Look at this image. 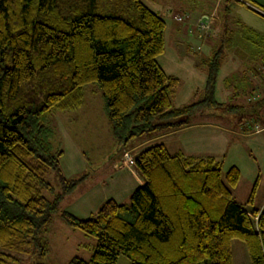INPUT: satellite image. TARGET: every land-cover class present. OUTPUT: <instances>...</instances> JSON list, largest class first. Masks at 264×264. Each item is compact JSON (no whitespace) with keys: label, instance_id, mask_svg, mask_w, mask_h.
Returning a JSON list of instances; mask_svg holds the SVG:
<instances>
[{"label":"trees","instance_id":"1","mask_svg":"<svg viewBox=\"0 0 264 264\" xmlns=\"http://www.w3.org/2000/svg\"><path fill=\"white\" fill-rule=\"evenodd\" d=\"M250 4L223 1L221 37L200 60L202 96L175 106L180 79L157 60L166 21L144 0H0V264L46 254L54 213L95 239L88 259L73 256L69 264H116L120 255L131 264H233L234 238L250 264H264V203L250 211L234 199L241 177L236 165L223 172L214 156L170 152L161 141L129 149L211 116L233 122L229 128L239 132L264 129V61L226 78L227 100L215 95L233 44L232 6L264 18ZM90 83L101 92L118 157L129 151L144 183L128 200L109 198L79 217L60 204L89 172L64 175L55 113L80 108Z\"/></svg>","mask_w":264,"mask_h":264},{"label":"rangeland","instance_id":"2","mask_svg":"<svg viewBox=\"0 0 264 264\" xmlns=\"http://www.w3.org/2000/svg\"><path fill=\"white\" fill-rule=\"evenodd\" d=\"M144 1L166 21L165 50L157 57V60L166 73L180 79L173 95V104L180 106L197 100L202 96L201 89L206 78V70L200 60L209 54L208 52L221 37L219 33L221 35L224 16L222 0L218 5L215 4V0ZM211 11L214 14L211 17L209 32L199 38L198 45L197 43L192 44L189 33L192 32L197 36L196 25L200 14ZM176 16L182 19L176 20ZM229 25L232 28L237 27L231 19ZM250 37H253L252 34H248L246 30L239 27V32L234 35V39H239L233 46L241 45L240 48L247 52L248 57L254 59L260 55L257 45H261L262 37L255 36L252 38V42H250ZM244 57L246 58L247 55L245 54ZM257 59L260 61L259 58ZM251 65L250 62L245 61L243 65L236 66V70H232L227 68L226 64L222 65L221 63L217 73L215 91L219 101H225L228 97L227 92L224 91L226 78L232 79L236 74H243ZM104 113L103 98L94 83H90L84 88V100L80 108L55 113V121L57 123L60 121L73 142L90 159L91 170H96L98 166L108 162L116 153L110 136L109 121ZM196 117L195 115L193 120ZM198 122L211 124L193 126V129L198 133L195 138L184 144L186 150L190 153L214 156L221 162L223 172L231 165H236L240 170L241 177L236 187L232 189L234 199L250 211L260 208L264 203V132L245 139L243 136L232 134V130L229 131L228 128H233L234 123L228 122L225 118L211 116L200 118ZM257 132H261V130ZM58 135L60 136L59 131ZM159 140L153 138L149 141H136L129 149L134 152L138 148ZM94 174L93 178H97L98 171L96 170ZM255 182L253 200L248 203L247 200ZM55 186L56 189H59L57 183ZM46 238L49 251L44 255L36 252L32 255L24 254L21 257V264L36 262L69 264L73 256L88 259L91 254L90 248L95 243L94 238L86 237L80 230L68 226L56 213L52 215L48 224ZM88 244L89 249L87 248ZM232 253L233 264H250L246 248L243 242L237 238L232 239ZM116 264H131V260L125 255H120Z\"/></svg>","mask_w":264,"mask_h":264},{"label":"crops","instance_id":"3","mask_svg":"<svg viewBox=\"0 0 264 264\" xmlns=\"http://www.w3.org/2000/svg\"><path fill=\"white\" fill-rule=\"evenodd\" d=\"M223 1L224 0H222V3ZM247 1L257 6L258 8L264 10V0H247ZM219 3H221V0H215V4L218 5ZM213 14L214 13H212V11L210 13L204 12L200 14L196 25L198 30V35L195 36V34H193L192 32L189 33L191 34L192 44L195 45L197 43L198 45V42L200 41L199 38H201L202 36L204 37L209 32L208 30L210 29L209 26ZM230 16H231L230 19L234 21V23L237 26L233 28L234 35L236 34V32H239V27L246 30L244 27L245 25L250 29H252L249 31L246 30L248 34H252L253 37L255 36H257L258 38L262 37L260 42L261 45L259 44L257 45L258 51L260 52V55L262 54L263 57V60L262 61L260 60V62L258 63V65L260 66L261 63L264 61V18L242 5L232 6ZM205 19H207L208 21V28L207 29L199 28L198 27L199 22ZM221 33H222V27H221ZM219 36H221L220 33ZM243 37L246 38L247 36H243ZM253 37H250V42L253 41L252 39ZM239 38L234 39L233 36V44L228 50L225 51V55L222 60V65L226 64L227 68H230L232 70H236L237 68L235 67L239 65L240 66L243 65L245 61H248L250 62V64L253 65L258 60V59L255 60L253 58L252 59L249 58L247 52L240 48L241 45L233 46L234 43H236ZM233 47L236 48L232 49ZM208 53L210 54L211 51H209ZM209 54H207V56ZM245 54L247 55L246 58L244 57ZM262 57L259 56L257 58L262 59ZM248 81L249 83H252V81L254 80L248 79ZM224 91L227 92V95L229 94L228 89L224 88ZM205 124H211V123L193 124L188 127H184L179 130H176L174 132L165 133L156 136L155 139L159 140L162 138V140L159 141L163 142L170 152H176L178 150H181L185 154H196L194 152L190 153L189 151H187L186 148L184 147V144L196 137L198 131H195L193 129L194 125L205 126ZM56 125L60 133V137L62 139L63 154L60 157L59 161L64 175L66 177H71L81 172H86V171L89 172L88 176L81 183L77 185L76 190H74L72 193H70L65 198H63L60 204L63 209L79 217H87L90 214L96 212L99 206L109 198H113L117 202H124L128 200L129 194L133 191V189L138 185L144 183V180L137 171L135 165L126 166L124 164H121L122 162L118 157L119 156L118 151L110 158V160L108 161L109 164L108 162H105L101 166L97 167L96 170L98 171V177L93 178L96 170H91L89 164L90 159L87 157L86 153L73 142L70 135L64 130V127L62 126L60 121L58 123L56 122ZM230 130H232V128H229V131ZM263 132L264 129L261 132H256V131L254 132L253 130H250L248 132H239L236 129L232 130V134L236 136H243L245 139L252 138L254 135L263 134ZM112 142L113 144L115 143L114 140ZM198 155H204V154H198Z\"/></svg>","mask_w":264,"mask_h":264},{"label":"built area","instance_id":"4","mask_svg":"<svg viewBox=\"0 0 264 264\" xmlns=\"http://www.w3.org/2000/svg\"><path fill=\"white\" fill-rule=\"evenodd\" d=\"M250 6H252L257 11H260V12L264 13V11L262 9L258 8L257 6H255L253 4H250ZM202 22L203 23H200L199 26L202 27V28H204V29H207L208 28V21H207V19L203 20ZM119 159L122 162L121 164H124L126 166H131V165H134L135 164L133 155L129 151L124 152L123 155Z\"/></svg>","mask_w":264,"mask_h":264}]
</instances>
